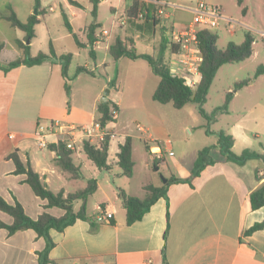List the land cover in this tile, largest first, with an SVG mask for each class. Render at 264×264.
Masks as SVG:
<instances>
[{
  "label": "crops",
  "instance_id": "obj_1",
  "mask_svg": "<svg viewBox=\"0 0 264 264\" xmlns=\"http://www.w3.org/2000/svg\"><path fill=\"white\" fill-rule=\"evenodd\" d=\"M127 6L124 8V18ZM184 12L183 9L179 12H168L169 16L163 20L159 19L157 24L146 18L139 22L125 18V22L120 24V30L126 35L138 30L145 32L146 41L154 46V52L148 54L156 55L163 36H168L172 29L180 28L192 19L191 11L190 16ZM118 37L125 39L121 35ZM101 42L106 43V51L100 57L97 49L100 48ZM114 42L109 32L101 41L95 42V68L84 65L94 71V74L75 71L74 79L83 80L91 76L96 80V69L104 68L106 71V66L112 64V60L121 62L128 58L114 59L108 51L110 44ZM4 50L3 48L0 51V55ZM57 54L60 55L58 52ZM139 60H142V63L133 65L142 69L144 78H150L151 74L157 75L147 60L140 58L132 61ZM107 77V83L98 79L95 88L70 83L71 96L68 104L62 63L57 59H47L31 66L21 65L8 72L0 69V193L8 202L19 200L26 212L34 218L44 210L55 216L65 213L64 209L56 206L44 208L48 201L34 193L31 186L25 182V174L15 173V163L8 155L17 150L21 159L24 162L29 160L54 192L63 190L65 195L75 192L76 190L71 191L68 186V178H72L56 164V152L49 146L47 148L50 152H46V148L37 145L35 130L41 126V119H44L47 125L42 127L50 129V142L58 137H65L66 131L71 129L72 125H89L94 122L99 116L100 103L106 101L118 105L119 115L123 99L118 97L116 100L117 94L112 98L110 84L116 86V81L109 75ZM140 77L139 74L135 75L137 79ZM260 78H264V73L244 87L254 84L255 80H262ZM159 82L160 78L153 94ZM106 86L110 88V92L105 98ZM241 90L242 88L234 93L232 100ZM258 92L253 91L249 103L243 107L244 114L239 115L231 128L224 131L233 135L232 149L236 154L240 155L244 150L250 149L261 153L262 156L239 163L228 159L220 149L221 157H213L216 162L208 165L193 179L192 184L169 182L172 176L188 177L192 169L187 170V167L182 166V172L175 173L164 163L167 167L164 174L167 178L165 186H157L145 180L140 183L145 191L143 197H139L130 188V181L122 179L125 176L122 170L115 173L112 179V196L105 190L101 181H97L98 188L92 194H99L95 200L97 212L91 216L86 209L89 215L87 218L77 219L63 231L52 229L51 235L55 245L50 250V258L56 261L55 264H264V227L250 234L246 233L256 222L264 221V205L254 209L249 200L250 194L264 185V90ZM151 115L153 130L145 138L148 149L149 141L159 142L166 133L164 121L158 112ZM247 116L249 121L254 123L253 127L247 125ZM26 122L31 124H24ZM111 123L112 125L108 123L106 127V131L113 133L109 164H118L116 153L119 143L123 142L126 136L133 139V135L123 132L122 138L115 141L113 124L117 123ZM82 149L83 147H80L76 156L80 155ZM161 152L163 157L162 148ZM133 159L136 164L134 146ZM83 177L85 178L84 174ZM127 178H133V175ZM89 179L91 178H87V184ZM149 184L164 187L163 195L158 197L140 220L128 224L126 209L119 195L120 190L131 196L145 198V187ZM82 203L83 200L76 202V211L86 206ZM105 210L113 211V218L98 221L97 215ZM0 219L6 223L13 220L2 210ZM45 246L44 237L38 236L33 229L10 234L7 229L0 228V264H38L37 251L43 250Z\"/></svg>",
  "mask_w": 264,
  "mask_h": 264
},
{
  "label": "rangeland",
  "instance_id": "obj_2",
  "mask_svg": "<svg viewBox=\"0 0 264 264\" xmlns=\"http://www.w3.org/2000/svg\"><path fill=\"white\" fill-rule=\"evenodd\" d=\"M98 1L97 15L95 16L93 14L95 0H0V42L4 43L5 49L3 54L0 55V62H9L22 55L19 41L26 44H29L28 41L30 42L32 55L41 52L49 54L50 44L52 43L59 54L72 53L73 55L68 70L72 78L70 80L72 85L95 88L98 79L107 83L108 75L115 80L116 86L110 84L113 92L112 98L117 94L116 100H118V97L123 99V106H121L120 113L115 121L117 124H113L115 141L122 138L121 133H131L136 160L133 178L123 176L122 179L130 181V188L139 197H143L145 191L142 190L141 182L148 180V182H152L157 186H165L164 178L166 177L164 174L167 167L164 166V163L165 165L168 164L175 173L182 172V166L190 170L194 166L198 151L208 146L212 147V156L220 158L221 150L216 132L219 130L227 131L240 117L239 115L244 114L243 107L249 103L253 91L264 90V78L255 80L254 84L242 88L238 96L230 103L229 112L218 115L217 120L211 124V132L207 131L206 119L200 114L196 103L189 102L182 108H176L171 102L160 103L153 100V90L160 77L151 74L150 78H144L142 69L133 65L142 63V60L137 62L128 58H124L121 62L112 60V64L106 66L108 75L104 68H98L95 71L96 80L92 79L91 76H87L83 80L74 79L78 66L88 64L90 68H95L94 57L90 54L91 46L87 43V28L93 22L98 23L97 32L107 30L111 34L113 42L119 35L123 38L129 36L134 40L138 52H154V46L146 41L145 32L138 30L126 35L120 30L124 8L132 0ZM161 1L167 3V12L174 13L183 9L185 10L184 13L190 16L191 13L187 8L195 6L200 0ZM204 1L210 5L219 6L225 17L219 21L217 26L209 27L218 36L216 43L218 49L225 50L231 41L241 44L245 39L247 30H251L255 36V52L250 57L240 62L225 63L219 68L210 86L207 101L204 104L205 110L211 113L215 108L224 104L228 92L234 90L236 82L254 77L258 67L264 64V0ZM51 7L54 10H51ZM244 8H247L246 13L243 12ZM63 10L68 14L73 31L78 35L79 40L87 43L86 47H79L76 43L74 36L65 25ZM12 12H15L23 23L28 22L32 15H38L39 21L34 27V35L31 38H27L26 31L14 26L9 20L7 16H10ZM164 17H161L162 20ZM167 30H170V28H167ZM105 46L106 43L101 42L100 48L97 49L100 57L106 51ZM164 56L165 62L169 64L171 53L168 49H166ZM136 74L141 77L139 79L135 78ZM110 88L106 86L104 92ZM5 107L4 105V110ZM156 111L164 121L166 133L159 142L149 141L150 149H148L145 138L153 130L151 128V114ZM246 123L250 127L254 126V123L249 121V116H247ZM24 124L30 125L31 123L26 122ZM40 124L46 126L47 122L41 119ZM110 124L112 125L111 122ZM138 124L142 129L138 127ZM161 148L164 151L163 157H161ZM165 148H167L166 152ZM45 151L50 152L48 148ZM153 158H159V170ZM75 163L81 166L85 178L75 180L68 178V186L71 191L84 188L87 185V178H95L98 182L101 181L105 190L112 196V179L115 177V173L122 170L119 164L112 163L110 169H101L94 164L83 149L80 155L75 156ZM98 195L96 193L83 200L82 205H86V209L91 216H94L97 212L95 200Z\"/></svg>",
  "mask_w": 264,
  "mask_h": 264
},
{
  "label": "trees",
  "instance_id": "obj_3",
  "mask_svg": "<svg viewBox=\"0 0 264 264\" xmlns=\"http://www.w3.org/2000/svg\"><path fill=\"white\" fill-rule=\"evenodd\" d=\"M242 1V0H240ZM78 4L77 2L73 1ZM95 8L93 14L97 15V3L95 0ZM37 4L39 5L38 1ZM38 9V8H37ZM158 9V5L151 0H132L125 10V16L128 21L139 22L146 18L152 20L153 24H157L161 17L155 13ZM244 13L247 12V8H244ZM39 14V11H38ZM12 24L20 29H23L27 33V38H31L34 35V27L39 21L38 15H32L29 21L23 23L12 12L10 16H7ZM63 17L65 25L68 30L74 36V39L79 47H86L87 43L90 44V54L95 56V49L93 48L95 42L101 41L104 35L102 32H97L98 23L93 22L87 28L88 42H81L78 35L73 31L72 25L69 21L68 14L63 10ZM199 46L203 56V61L200 65L202 78L197 87L192 88L188 86L184 79L179 76H174L170 72L168 63L165 62V51L169 50V37L163 36L160 42L159 50L156 55L148 53H139L134 46V41L131 38L122 39L118 37L114 43L110 44L108 51L118 60L122 57H128L132 60L145 59L151 65L155 74L160 77V82L155 89L153 99L160 103L171 102L174 107L182 108L189 102H194L198 106L200 114L206 119V128L208 132H211V124L217 120V116L229 111L230 102L234 96V93L244 86L248 85L258 75L264 73V64H261L254 77H249L244 80L238 81L234 85V90L229 91L226 100L223 105L215 108L211 113L207 112L204 108V104L207 101L210 86L219 70V68L225 63L240 62L250 57L254 53L255 36L251 30L245 32V39L241 44L235 42H229L225 50L218 49L217 34L209 29V26H203L198 32ZM19 47L22 50V55L17 59L9 62H0V69L4 72H8L13 68L21 65H35L40 64L47 59H57L62 63V73L65 77V91L68 97V104H70L71 96V77L68 74L69 66L72 61V53L57 54L50 44V53H39L32 55L30 52L29 44L19 41ZM4 48V43L0 42V51ZM77 72H87L94 74V71L89 70L86 66H78ZM118 112V105L110 101L101 102L98 108L99 116L96 119L102 128L106 131L107 124L116 121ZM218 136V145L224 155L230 160L243 163L246 160L254 157L262 156L261 153L246 149L242 154H236L232 147L234 145V137L231 134L226 133L224 130L216 132ZM113 133L106 131L105 138L99 143H92L89 140H84L83 151L94 162V164L101 169H110L109 164V152L112 141ZM68 139L66 137H58L55 141L49 142V148L54 150L57 154L56 164L72 179L83 178V172L80 165L75 163L76 150L67 147ZM148 147V146H147ZM212 147H204L198 151L197 158L194 166L191 170V174L186 178H180L172 176L169 178V182H188L192 184L194 178L198 177L202 171L210 164L215 163L212 154ZM117 163L122 168L123 174L127 177H131L134 172L135 161L133 159V139L131 136H126L124 141L119 143L117 151ZM8 158L12 159L15 163V173L25 174V182H27L34 193L48 202L44 208L60 207L65 210V213L61 216H55L44 210L37 217H31L25 210L23 204L19 200L15 202H8L0 193V210L8 213L12 217L11 223H6L0 219V228H5L10 234H14L19 230L33 229L38 236L44 237L46 240V246L43 250L37 251L38 264H55L56 261L50 258V250L55 245V241L52 238L51 230L56 229L63 231L67 226L73 224L77 219H85L89 215L86 211V206L75 210V204L79 200H86L88 196L92 195L98 188V183L95 178L88 180V184L85 188L70 192L65 195L63 190L54 192L37 172L31 162L27 160L24 162L19 156L18 151L8 155ZM154 163L158 166L160 164L159 158H154ZM147 195L145 198H139L128 195L124 190H120L119 195L122 203L126 209L127 223L132 224L137 220H140L144 214L150 209L152 204L163 195L165 188L157 187L153 184H149L146 187ZM251 207L256 209L264 205V185L254 190L249 197ZM169 215V214H168ZM91 218V216H90ZM264 227V221L256 222L247 231L250 234L256 230Z\"/></svg>",
  "mask_w": 264,
  "mask_h": 264
},
{
  "label": "built area",
  "instance_id": "obj_4",
  "mask_svg": "<svg viewBox=\"0 0 264 264\" xmlns=\"http://www.w3.org/2000/svg\"><path fill=\"white\" fill-rule=\"evenodd\" d=\"M151 1L158 5V9L155 13L157 16H165V18L169 16V11L167 12V3L161 0ZM51 9L53 8L51 7ZM187 10L191 11L193 15L192 19L182 27L172 29L168 35L169 51L171 53L169 68L172 75L181 77L188 86L195 88L202 78L200 65L203 61L199 46L198 32L203 26H217L219 21L225 17L219 6L210 5L204 0H200L195 6L189 7ZM125 18H122V23L125 22ZM102 34L106 35L108 31L103 30ZM114 114H117L116 110ZM138 127L142 129L139 124ZM66 132L67 135L65 137L68 139L67 147L76 151H79L80 147H83L84 140L87 139L92 143H99L106 135V131L96 120L89 125H72V128L68 129ZM49 134V128L38 126L35 130V138L40 148H47L49 146ZM11 137H13V135H11ZM113 216V211L105 210L97 215V219L98 221H108L112 219Z\"/></svg>",
  "mask_w": 264,
  "mask_h": 264
},
{
  "label": "water",
  "instance_id": "obj_5",
  "mask_svg": "<svg viewBox=\"0 0 264 264\" xmlns=\"http://www.w3.org/2000/svg\"><path fill=\"white\" fill-rule=\"evenodd\" d=\"M36 13H37V11H36ZM28 43H29V41H28ZM109 92H110V89H107L105 91V98L107 97V95L109 94ZM157 169H158V167H157ZM164 181L167 182V178H164Z\"/></svg>",
  "mask_w": 264,
  "mask_h": 264
}]
</instances>
